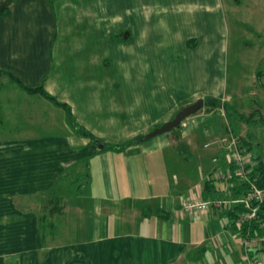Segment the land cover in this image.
Listing matches in <instances>:
<instances>
[{
	"label": "crops",
	"instance_id": "crops-1",
	"mask_svg": "<svg viewBox=\"0 0 264 264\" xmlns=\"http://www.w3.org/2000/svg\"><path fill=\"white\" fill-rule=\"evenodd\" d=\"M165 1L133 0L129 4L128 22L133 23L134 31L129 26L131 30L127 42L139 41L143 35H147L142 32L140 21L149 24L153 18L173 25L172 34L174 40H179V46L181 43L190 46L188 41L196 38V49L205 47L210 50L215 47L213 34L208 37L180 34L181 29L186 31L185 24L199 22L201 25L200 16L196 18V13L201 11L199 2ZM69 7L71 2L68 0H61L57 4L53 0H16L11 5L10 14L0 16V69L19 76L18 70L25 68L24 73H31L28 76L39 82L36 85L24 82L26 85L44 84L48 91V87H58L59 94L70 87L68 84L61 85L63 81L59 71L49 76L53 70L52 64L47 65V75L40 76L39 61L33 57L37 53L61 55L80 49L70 31L71 25L80 22L84 15L79 18L73 16ZM209 12L210 4L206 5L204 13ZM90 19L91 30L87 31V27L86 31L90 33L88 37L91 41L94 37L98 44L96 41L99 37L101 45L105 40L109 47L119 44L114 39L119 28L113 27L119 22H113L108 27L110 31H107V35L101 28L99 35L96 33L98 20L102 24L104 19L101 15ZM26 53L32 55L28 63L23 60ZM212 53L215 54L216 50L213 49ZM22 61L24 65L20 64ZM103 76L102 73L98 76L89 72L86 79H91L82 96L87 104L90 102L85 109L86 115L83 114L85 124L82 125L100 140L99 144L89 137L78 136L77 129L64 116L66 126L63 123V134L76 131L77 137L68 138L72 135L69 134L67 139L51 136L46 138L49 139L47 142L15 141V149L10 145L18 157L14 166L15 182L21 188L31 184V190L21 193L19 198L30 197L34 204L32 207L16 204L7 192L0 197L7 207L0 216H5V222L3 219L0 222V230L3 229V235L7 238L4 240L6 246L14 245L22 250L15 253L19 261L16 260L14 264H250L240 235L227 227L228 220L219 210L191 214L182 208L185 200L203 198L205 182L213 169L212 156L215 151L204 150L196 144L194 129L180 137L167 132L120 148L131 138L121 136L119 139L117 136L124 135L126 132L123 131L130 128L128 122H123V119L129 118L125 113L116 111L118 120L122 118L121 122L106 123L105 111L98 110V104H91L97 89L101 92L100 103L107 102L102 96L104 88L99 86L94 90V83L98 86V80L104 84ZM6 82L8 84L4 85V89L16 93L3 95L0 90V133L7 134L6 128L12 129L9 135L45 132L29 130L30 127L35 128V124L27 122L28 118H33L28 116V103L25 105V102L35 100L41 103L42 97L25 94L11 80ZM198 94L201 95L196 93L193 96ZM201 96L205 101L204 95ZM210 97L223 98L230 103L228 97L219 93ZM255 109L264 115L263 105H257ZM215 110L212 109L211 115L216 113ZM211 121L214 123L210 119L207 124ZM113 127L118 130H113ZM143 133L141 131L139 134ZM80 178L85 179L86 185L76 193L72 184ZM55 193L64 197L65 207L61 213L52 215L49 209L45 212V204L41 208L39 204L51 199ZM225 195L226 192H219L215 197ZM161 211L166 216L160 215ZM45 213L49 214L47 219L43 217ZM31 242L35 243L31 245ZM257 256L264 258V253Z\"/></svg>",
	"mask_w": 264,
	"mask_h": 264
},
{
	"label": "rangeland",
	"instance_id": "rangeland-1",
	"mask_svg": "<svg viewBox=\"0 0 264 264\" xmlns=\"http://www.w3.org/2000/svg\"><path fill=\"white\" fill-rule=\"evenodd\" d=\"M53 1L55 4L61 2V0ZM68 1L71 2L69 9H71L70 12H72L73 16L75 15L79 18L81 17L80 15H84L79 20L80 22L71 25L70 31L71 36H75L78 41L80 49L73 50L67 54L62 53L61 55L50 54V52L47 54L41 53V55L37 53L38 55L33 54V57L39 61L40 67H38V70L40 71V76L47 75V65L52 64L54 66L52 72L50 74L48 72L49 76L59 71L63 81L61 85L68 84L70 86L65 90L66 92L61 91L62 93L60 94L58 87H48V89L53 92V95L59 101L65 102L70 106L75 120L71 118L68 110L63 106L55 104L42 96L44 99L41 98V103L36 100L34 102H25V105L28 103V116L33 118V120L28 118L27 122L35 124V128L30 127L29 130H42L46 133L9 135V130H12L10 128H6L7 132L5 133L7 134L0 133V143L3 142L2 145L0 144V175H2L0 177V197L7 192L12 198V202L21 206H34L30 197L24 198L21 196L19 198L21 193L31 190V184L27 185L26 188H21L18 182L14 180V171L16 170L14 166L18 158L16 150H12L13 148L15 149L14 142L32 140L47 142L49 139L46 140V138L51 136H56L55 138L57 139H67L66 137L69 134L72 135L68 136V138L77 137L76 131L75 133L66 131L67 134H63V123L66 126L64 116L69 121L71 120V124L74 123L77 126L85 124L82 117L83 114L86 115L85 109L90 102L87 104L86 101L82 100L85 99L82 96H84L83 92L87 91L86 84L88 80L91 79V77L86 79L89 72L97 73L98 76L100 73L104 75V84H101V81L98 80V86L94 83V90L95 87L99 88V86L102 89L104 88L102 90L104 95L102 96L105 100L107 99L106 103L104 101L105 104L100 103L101 92L97 89L98 91L93 93L91 104H98V110L105 111L106 123L116 124L118 122L119 124L122 118L118 120L115 112L125 113L129 119H123V122H128L130 128L123 131L126 132L124 135L120 134V136H117L119 139L121 136L131 137L129 140L132 141L133 139L135 143L139 136L148 134L165 122L172 120L184 106L201 99V95H204L203 98L205 100L211 95H215V93L228 97L231 106L235 110L243 112L246 117L251 115L253 109L256 108L255 105L261 104L264 106V86L261 84V82L264 84V0H189L199 2V5H201V11L196 13V18L200 16L201 25L199 22H193L190 25L185 24L186 31L184 30V32L181 29L180 34L186 36L191 34L193 37L194 34L206 37L213 34L215 54L212 53L213 49L207 50L205 47L196 49L194 45L191 47L182 43L179 46V40H174L172 34L173 25L170 22L171 25L153 18L149 24H144V20L140 21V24L143 25L142 32L144 34L146 32L147 35H143L144 37L142 36L139 41H119V44L109 47L105 43L106 40L101 45L98 37L96 41L98 44H96L94 37L92 41L88 37L90 35L89 30H91L89 26H92L90 18L92 16L100 17L101 15L104 19L102 24L98 20V31L96 33L99 35L102 29V32L107 35L109 33L107 31H110L108 27L116 21L119 22V24H114L113 26H118L119 28L116 34H120L123 30L125 31L124 34L130 32L131 29V31H134L133 23L129 24L128 22L129 4L133 0ZM208 4H210V12L205 14L204 11ZM54 9L56 10V8ZM130 21H132L131 18ZM129 26L132 28L130 29ZM86 28L89 32L86 31ZM56 32L60 31L56 30ZM45 52H47L46 49ZM31 57L32 55L29 56L26 53L23 56V60L28 63L32 59ZM21 63L24 65L23 61ZM34 64L36 63L34 62ZM18 71H20L18 75L23 77L21 78L23 82L29 85L39 83L36 79L33 80L31 76H28L31 73H28V75L24 73L25 68L22 69L23 72L21 70ZM260 71L263 72L261 81L258 79V72ZM6 80L10 81V78L0 75L1 93L3 95L7 92L10 95L15 94L16 91L10 92L6 88L4 89V85L7 83ZM212 82L215 84H211ZM13 83L16 84L15 82ZM17 86L21 88L18 84ZM22 90L25 94H29L24 89ZM196 93H201V95L198 94V96L194 97L193 95ZM76 100L78 103H76ZM207 105L197 115L188 118L187 127L180 126L181 135L186 134L190 129H194L196 144L203 148V144L206 141L225 134L219 125H223L226 128L227 124H230V126H234L237 129V134L250 141L252 149L255 150L253 154L257 152L264 159V121L257 123V121H260L259 116L256 117L255 122L249 124L246 122V117L242 119L239 116L236 120L233 119L232 124V120L228 117L226 111V116L222 114L223 119H219L214 112V115H211L212 109H206L208 108ZM72 106H74V109ZM81 107H84V109L81 110ZM217 110L222 111L221 105ZM217 110L215 111L217 112ZM32 111L35 112L32 113ZM210 119L214 120L213 124L212 121L207 124ZM11 123L13 124L14 122ZM87 127L89 128V126ZM107 128L111 129L109 126ZM113 130L118 129L114 128ZM141 131L145 133L139 134ZM113 132L118 133L116 131ZM171 133L174 136L175 133L173 131ZM79 134L83 135L82 132ZM79 134L78 136H80ZM83 136L85 138L89 137L98 144L100 143V140L93 134ZM219 149L216 146L210 150H214L217 153L221 151ZM20 159H24V157H20ZM27 159L29 160V157ZM4 165H7V167H4ZM1 199L0 216L1 214L3 215L7 208ZM46 201L41 202L39 207H44ZM4 217L0 218L1 223L3 222L2 219L5 222ZM3 234L4 231L1 229L0 264H14L18 260L15 253L21 248L14 245L7 247L4 241L7 238ZM30 235H32V232H30ZM34 243L31 242V245ZM30 251H33L32 248H30ZM19 252H22V250Z\"/></svg>",
	"mask_w": 264,
	"mask_h": 264
},
{
	"label": "trees",
	"instance_id": "trees-1",
	"mask_svg": "<svg viewBox=\"0 0 264 264\" xmlns=\"http://www.w3.org/2000/svg\"><path fill=\"white\" fill-rule=\"evenodd\" d=\"M15 1L16 0H0V16L9 15L11 12V5ZM124 32L125 31H122L120 34H117V36L114 39L118 41H128L127 39L124 38V35H125ZM196 42H197V39L192 38L188 41V44L192 46ZM258 73H259L258 79L261 81L263 72L260 71ZM0 75L8 76L12 82H15L16 84H18L22 89H24L29 94L40 95L46 99L51 100L55 104L63 106L66 110H68L71 118L74 117L70 106H68V104L65 102L59 101L56 96H54L49 91H47L44 84H40L35 87L28 86L23 82V80L19 76L15 75L12 72L3 70V69H0ZM261 84L264 86L262 82ZM222 99L223 98L221 99L220 98H209L205 100L204 107H206V104H208L207 105L208 108L206 109L211 110V109L219 108L220 105L221 107L223 106L222 111L217 110L215 115L217 118L223 119L222 114L226 116L225 115V111H226L228 114V117L232 120L231 121L232 124L234 121L233 119L236 120V118L239 116L242 117V119L246 117L245 114L240 113L238 110H235L230 105L228 100L225 99L224 101ZM257 105H261V104H257ZM257 116H259V119H260V121H257V123H262V121H264V116L261 115L259 112H257L256 109L253 110L251 115L246 117V122L248 124L255 122ZM229 118L227 119L229 120ZM69 122L71 123V120ZM72 126L77 129L78 134L82 132L83 135H92V133L90 134V132L83 126H80V125L77 126L74 123H72ZM220 127L221 129L224 130L225 134H223L222 136L214 137L210 139L209 141H206V143L210 141H214L216 138H224L229 133H232L235 137H237L238 144L240 145L241 149H247V154L244 155V159H247L246 170H247L248 180L241 179V176L238 174L237 164L235 162L228 163L227 156H226L227 154L226 150L223 147L217 146L220 148L219 150L221 151H218L217 153H215L216 154L215 156L214 155L212 156L213 169L211 171V174L209 175V179L205 182L202 199L210 200V201L216 200V199L226 200L228 204L230 203V205L226 204L225 207L223 205L222 206L213 205L210 211L214 209L219 210L220 214L226 220H228L227 227L231 228L237 234H239L241 237V240L244 237H249L251 239H260L264 237V159L260 155L257 156L253 154V149H252V145L250 141L247 138L241 137L239 134H237V129L234 128V126L232 127L230 126V124H227L226 128H224L223 125H220ZM179 129H180V126L173 130V132L176 134L177 137L181 136V133H180L181 130L179 131ZM146 136L147 134L139 136V139L137 140L136 144L141 141H145ZM134 141L135 140L133 139L132 141L129 140L126 143H124L120 148L122 149L126 148L129 145L134 144L135 143ZM206 143L203 144L204 150H210L214 148V147L206 148L205 147ZM214 157H217L219 159L217 163L213 162ZM227 169L231 170V174H232L231 178L229 179L227 178L215 179L214 178L215 173H217L218 171L227 170ZM85 183H86L85 179H82V178H80L78 182H74L72 184L74 191L76 193H79L85 187L86 185ZM221 186L223 187L221 188ZM253 186H256L258 189H260L263 192V201L252 199L248 207L246 206V203L241 200L249 199ZM219 192H226V195L221 198L215 197V195L219 194ZM256 206H259L256 217L244 219L245 218L244 216H246L247 214L251 212L252 210L251 208L256 207ZM45 207H46L45 212H47L48 210L47 208L50 207L49 213H51L52 215L61 213L65 207L64 197L59 193H55V195L51 199L46 201ZM182 208L184 209L183 203H182ZM160 215L166 216V214L163 211L160 212ZM48 216L49 214L45 213L43 217L44 219H47ZM250 253L253 258H259L264 261L263 257L257 256L260 253H264V244L262 245L261 248H258L256 246L252 247Z\"/></svg>",
	"mask_w": 264,
	"mask_h": 264
},
{
	"label": "built area",
	"instance_id": "built-area-1",
	"mask_svg": "<svg viewBox=\"0 0 264 264\" xmlns=\"http://www.w3.org/2000/svg\"><path fill=\"white\" fill-rule=\"evenodd\" d=\"M225 101V99H223ZM223 107V106H222ZM223 109V108H222ZM188 118L183 120L181 122L180 126L187 127ZM220 146L223 147L226 150V156L228 163L235 162L237 164L238 168V174L241 176V179L248 180L247 178V170H246V162L247 159H244V155L247 154V149H241L240 145L238 144L237 137H235L232 133H229L224 138H216L214 141H210L205 144L206 148L216 147ZM219 159L217 157L213 158V162L217 163ZM231 170H221L215 173L214 178L215 179H221V178H231ZM252 199L263 201V192L258 189L256 186L252 187V191L250 193L249 199L241 200L246 203V206L249 207L250 201ZM238 201V200H237ZM228 202L226 200L216 199V200H203L202 198H195V199H189L183 202L184 210L188 213H208L213 205L216 206H226ZM259 206L251 208V212L244 216L246 218H254L257 215ZM242 220V219H241ZM240 220V221H241ZM242 247L245 251V254L247 256V259L249 260L250 264H264V261L259 258H253L251 256V248L257 245L256 247L261 248L264 244V237L260 239H251L249 237H244L241 240Z\"/></svg>",
	"mask_w": 264,
	"mask_h": 264
},
{
	"label": "water",
	"instance_id": "water-1",
	"mask_svg": "<svg viewBox=\"0 0 264 264\" xmlns=\"http://www.w3.org/2000/svg\"><path fill=\"white\" fill-rule=\"evenodd\" d=\"M127 36L128 32L125 33L124 38L126 39ZM204 106L205 101L202 98L198 99L196 102L184 106L172 120H169L161 126L155 128L153 131L147 134L146 138H154L158 135L173 131L181 125L183 120L197 115Z\"/></svg>",
	"mask_w": 264,
	"mask_h": 264
}]
</instances>
